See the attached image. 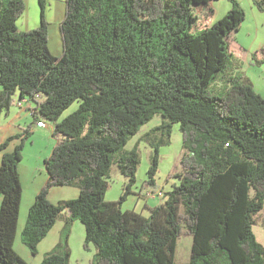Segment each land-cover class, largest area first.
Segmentation results:
<instances>
[{
  "label": "trees",
  "instance_id": "trees-1",
  "mask_svg": "<svg viewBox=\"0 0 264 264\" xmlns=\"http://www.w3.org/2000/svg\"><path fill=\"white\" fill-rule=\"evenodd\" d=\"M213 1L65 0L63 51L55 55L45 1L41 24L21 30L26 1L0 0V118L19 93L18 102L33 101L36 123H52L57 139L45 159L48 181L21 231L37 255L58 220L64 222L40 264H69L77 219L85 225L84 248H96L91 264H175L184 233L193 236L185 264H264V244L254 231V216L264 208V97L247 76L229 71L237 48L230 37L244 9L229 0L231 9L210 23ZM255 5L264 12V0ZM222 81L223 91L211 89ZM157 113L164 118L157 129L168 137L180 123L179 182L163 192V202L145 207L148 215L123 210L140 163L138 149L125 146ZM33 125L0 143V264H30L15 240L23 196L19 164ZM158 156L156 148L152 186ZM113 163L130 181L119 200L105 198ZM57 185L79 193L55 203L49 193Z\"/></svg>",
  "mask_w": 264,
  "mask_h": 264
},
{
  "label": "rangeland",
  "instance_id": "rangeland-1",
  "mask_svg": "<svg viewBox=\"0 0 264 264\" xmlns=\"http://www.w3.org/2000/svg\"><path fill=\"white\" fill-rule=\"evenodd\" d=\"M26 10L18 19L17 25L21 30L35 28L41 24V4L40 0H25ZM45 16L49 22V46L55 55H60L63 51V43L60 34V23L65 15V0H44ZM241 7L245 11V18L240 28L231 34V41L236 43L237 48H233L235 55L230 58L229 71L240 73L247 76L256 92L264 97V63H258L253 55L256 53L258 57H264V12L260 11L255 5V0H238ZM214 12L211 22L222 18L229 9L231 2L229 0H214L212 2ZM214 83V82H213ZM211 89L215 92L223 91L221 87L226 82L214 86ZM78 106V102H74L64 113L67 115ZM25 118V116L23 117ZM4 118L2 122H4ZM164 118L157 113L150 121L145 123L139 132L133 135L128 141L125 149L137 148L140 156V163L137 169L136 181L131 185V191L127 194L122 203V209H136L148 215L147 205H156L164 201L163 192L173 188V184L178 183L179 179L176 173L182 167L180 159L184 149L182 146V132L180 123H173L171 126V136L168 137L163 130H158ZM162 128V127H161ZM164 128V127H163ZM15 129V128H12ZM0 128V133L2 132ZM32 136V137H31ZM25 140L23 148V159L20 161L19 169L22 174L24 184H30L35 172L45 174L46 168L44 156L53 150L51 132L38 131L33 133ZM52 139V140H51ZM158 148V170L155 174V185H150L149 169L153 164V157ZM109 188L106 191L105 198L107 200H119L124 194L129 179L119 169L117 163H113L109 176ZM28 189V188H27ZM26 189V191H27ZM162 191V193H159ZM79 190L75 186H54L52 190V198L54 202L62 199L76 197ZM28 193L22 198L21 216L25 225L29 204L26 207ZM59 199V200H58ZM254 231L257 239L264 244V208L255 216ZM64 222L59 219L54 228L47 237L40 243L39 252L33 255L30 249L21 239V228L18 229V237L15 240L16 250L30 263L40 264L43 257L48 253L60 240L61 230ZM85 225L80 220H75L72 224L71 234L69 237V247L71 249V257L69 264H91L96 248L91 244V249L84 248ZM193 236L190 233H184L178 239L175 264H185L189 262L192 255Z\"/></svg>",
  "mask_w": 264,
  "mask_h": 264
},
{
  "label": "crops",
  "instance_id": "crops-1",
  "mask_svg": "<svg viewBox=\"0 0 264 264\" xmlns=\"http://www.w3.org/2000/svg\"><path fill=\"white\" fill-rule=\"evenodd\" d=\"M2 88V86H0V89ZM19 93L16 94V101L15 103L6 111L3 112L1 118H0V128H2V132L0 133V143L2 141H4L8 136L13 135V134H17L20 132H23V130L31 123L33 122V133L35 135V133H37L38 131H47V132H51V136L53 135V124L50 123L49 121L47 122L48 126L47 127H42V126H37V123L35 121L34 118V114H33V110L35 111V106L36 104L33 101H29L26 103H23L22 105H20L18 103V99H19ZM25 116V118H23ZM3 118L5 119L4 122H2ZM15 128V129H12ZM32 133V135H33ZM32 137V136H31ZM30 137V138H31ZM54 138V136H52V139ZM51 139V140H52ZM20 139H15L14 141L11 142L9 149H13L15 147V145L17 143H19ZM57 142V139L54 138V141L52 140V144H53V148L55 146ZM53 151V150H52ZM51 151V153H52ZM51 153H49L48 155H45L44 158V163H45V159L47 157H49L51 155ZM2 152H0V163L2 161ZM46 168V167H45ZM21 175V180H22V185H23V196L25 195V193H28V198L26 200V207L29 204V206L32 205V203L35 200V197L37 195V193L41 190V188L47 183L49 175L48 172L46 170L45 174L43 172L40 173V176H38V174L35 172L33 179L31 180L30 184H24L23 178H22V174ZM28 188V189H27ZM27 189V191H26ZM54 189V187L51 188L50 193H49V198H52V190ZM22 196V198H23ZM51 201H53V199H51ZM59 200V199H58ZM1 201L2 198H0V206H1ZM54 202V201H53ZM59 202V201H57ZM55 202V203H57ZM149 206V205H148ZM147 207V205L145 206ZM24 217L21 216V212H20V217H19V224H18V229L21 228V230L24 227V223H23V219ZM18 237V233L16 238Z\"/></svg>",
  "mask_w": 264,
  "mask_h": 264
},
{
  "label": "built area",
  "instance_id": "built-area-1",
  "mask_svg": "<svg viewBox=\"0 0 264 264\" xmlns=\"http://www.w3.org/2000/svg\"><path fill=\"white\" fill-rule=\"evenodd\" d=\"M20 105H22V102H18ZM34 110H33V114H34ZM37 126H42V127H47V121H45L44 118H41L40 120L37 121ZM161 193V192H160Z\"/></svg>",
  "mask_w": 264,
  "mask_h": 264
}]
</instances>
